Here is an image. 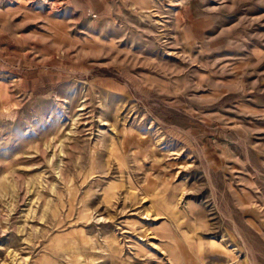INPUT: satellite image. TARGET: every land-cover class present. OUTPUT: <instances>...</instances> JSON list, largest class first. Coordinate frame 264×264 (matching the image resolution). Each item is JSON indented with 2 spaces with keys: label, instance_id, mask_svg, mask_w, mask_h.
<instances>
[{
  "label": "rangeland",
  "instance_id": "obj_1",
  "mask_svg": "<svg viewBox=\"0 0 264 264\" xmlns=\"http://www.w3.org/2000/svg\"><path fill=\"white\" fill-rule=\"evenodd\" d=\"M0 264H264V0H0Z\"/></svg>",
  "mask_w": 264,
  "mask_h": 264
}]
</instances>
